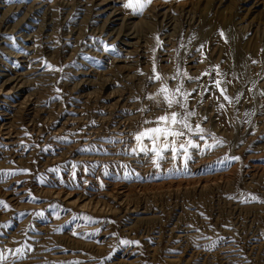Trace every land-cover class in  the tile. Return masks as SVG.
<instances>
[{"label": "rangeland", "instance_id": "1", "mask_svg": "<svg viewBox=\"0 0 264 264\" xmlns=\"http://www.w3.org/2000/svg\"><path fill=\"white\" fill-rule=\"evenodd\" d=\"M129 2L135 8L126 7ZM1 3L22 11L12 10L8 26L0 12V75L3 81L7 75L25 76L24 91L38 96L40 89L43 97L18 122L17 158L0 157V173H16L0 182V201L8 206L0 205V253L5 257L0 264H264V127L255 121L264 111V0H151L142 11L137 0ZM153 6L161 13L190 12V18L180 17L178 46L183 54L201 56L199 65L207 64L201 76L186 81L176 67L167 81L163 78L162 65L169 64L162 61L161 40L171 29L161 27V19L156 30L142 28L144 21L155 19ZM29 10L35 16L30 32L13 31ZM123 18L124 34L136 30L149 43L141 62L127 61V52L107 41ZM245 26L256 29L244 34ZM19 35L37 39L36 49L26 51ZM254 68L258 73L252 74ZM165 85L170 92L182 86L189 94L186 108H168L158 95ZM189 85L194 86L191 93ZM177 98L183 103L182 96ZM204 107L207 115L201 118ZM172 112L179 117L195 113L187 120L193 131L178 124L185 135L174 145L169 138L167 150L158 141L162 159L148 139L142 141L147 152L139 151L135 135ZM198 117L211 120L212 128L197 134V126L202 128ZM213 136L223 144L209 148L216 144ZM188 139L200 147L187 145ZM181 144L188 147L186 163ZM214 183L212 199L205 193L189 195L192 188ZM117 192L138 201V212L116 202L111 195ZM89 203L106 210H90Z\"/></svg>", "mask_w": 264, "mask_h": 264}, {"label": "bare ground", "instance_id": "2", "mask_svg": "<svg viewBox=\"0 0 264 264\" xmlns=\"http://www.w3.org/2000/svg\"><path fill=\"white\" fill-rule=\"evenodd\" d=\"M2 4V3H1ZM5 4V3H3ZM2 4V5H3ZM181 8V7H180ZM183 8V7H182ZM31 9V8H30ZM0 10H3V11H0L2 13H4V16H3V23L5 21L8 22L6 23L7 25L5 26H8L10 24V22H12L11 19H8L6 20L7 16L12 13L13 11L12 10H17V13L19 12L21 14V7H17L15 9H13V7H9V6H0ZM37 10V9H36ZM158 8L154 7L152 8V13H154L156 11V14L154 15L155 19L152 20L146 18L149 20V21H144L145 25L143 24L142 28L145 30V29H148V30H156L157 27H158V19H161V27L165 25H168V32H170V34L166 35L165 37L162 38L161 41H163V53H162V61L163 63H168L169 65H162V68L164 69L165 73V80L166 79H169V73L171 71L174 72V70L176 69V67L178 68H182V70L184 71V77H185V80H194V77L199 75L201 76L202 75V69L205 68V66L207 67V64L206 65H202V67L199 65L200 63H202V60L200 59L201 56L197 53H188V54H183L182 51L180 50L179 46H178V39H179V34L181 32L180 29V26H181V21L179 22L180 20V17L181 16H188L190 18V12L189 11H186L185 9L184 10H181L182 12L180 13V15L175 12H170V11H166V12H163L161 13V11L159 10ZM24 11V10H23ZM179 11V9H178ZM149 12V11H148ZM151 13V14H152ZM40 13H37L36 16H39ZM2 15V14H1ZM30 10L29 11H26V14H24V17L21 19V21L15 25L13 27V31H15L16 29V32H30V30L28 29V26L31 27V25H29V23L31 24V21L35 18V16L32 17V15H30ZM17 16V15H15ZM149 16H151L149 14ZM1 18V17H0ZM152 18V17H151ZM128 19H132L131 17L128 16ZM145 19V18H144ZM143 19V20H144ZM42 21L45 22L44 19H41ZM156 20V21H155ZM195 20L194 17L191 18V22L190 24ZM125 21H127L126 18H123V24L121 25L120 27V30L118 32H113L111 34H108L106 35L107 36V41H111L112 44L116 45L118 44L117 48H123V51L125 50V52H127V55H129V58L126 59L127 61L130 60V58H132L133 62L136 61V62H139L141 60V55L144 53L143 51L145 49H147V45L149 44L148 41H141L142 38H139V35L138 33H136L133 28H131L132 32L131 34L129 35H126L124 34V29L126 28V24H125ZM23 22V23H22ZM2 23V24H3ZM22 23V24H21ZM47 23V21H46ZM106 23V21H105ZM143 23V22H142ZM21 24V25H20ZM177 24H179V26H177ZM3 27V26H2ZM47 28V27H45ZM104 29H102V31L104 32V34L107 33V29H105V26L103 27ZM12 29V28H11ZM28 29V30H27ZM256 28L254 27H249V26H245V27H242L241 28V31L246 34L250 31H254ZM7 30V29H6ZM130 30V31H131ZM37 32V31H36ZM110 32V31H109ZM6 33V32H5ZM10 33V32H9ZM102 33V32H101ZM147 33V32H146ZM32 34V32H31ZM34 34V32H33ZM135 34V36H133ZM140 34V33H139ZM143 35H144V32H143ZM142 35V36H143ZM20 36V35H19ZM24 36V35H23ZM23 36H20L21 38V41L23 42L24 44V47L26 49V51H29L32 47H34V42L37 40L35 39L34 41L32 40H28V39H23ZM26 37V36H25ZM13 38V37H12ZM28 38V37H27ZM3 39V38H2ZM1 39V40H2ZM34 39V38H33ZM144 39V38H143ZM264 40V39H263ZM14 41V40H13ZM18 42V41H17ZM39 42V41H38ZM123 45V46H122ZM196 45V44H195ZM128 49L126 51V49ZM186 48V47H185ZM33 49V48H32ZM36 49V48H35ZM33 49V50H35ZM144 49V50H143ZM4 48H1L0 51H3ZM32 50V51H33ZM26 54L29 55V53L27 52ZM35 54V53H34ZM17 55V54H16ZM25 55L27 60L29 58V56L31 55ZM19 56V55H18ZM33 56V55H32ZM20 57V56H19ZM22 57V56H21ZM31 59V58H30ZM145 60V59H144ZM182 60H184V65H182ZM31 62V60H29ZM34 61V60H33ZM29 62V64H30ZM141 62V61H140ZM4 63V62H3ZM125 63V62H124ZM216 65L217 64H220V60L219 58L216 60ZM27 64V65H29ZM2 65V64H1ZM0 65V66H1ZM127 65H129V63H127ZM31 66V65H30ZM29 66V67H30ZM123 67V66H121ZM124 68V67H123ZM252 70V74H256L258 73L257 72V69H251ZM172 72V73H173ZM251 72V71H250ZM186 73V75H185ZM13 74V73H12ZM8 78L3 81V78L2 76L0 75V81L2 82V85L0 86V157L3 156V157H11L12 155H16L17 153V148L16 150H14V147H19L20 146V142H21V128L19 125H18V122L22 120V116H25L26 115V112L25 111H30L32 110L33 107H38L40 104L38 103V96L39 95H42L43 92L40 91L39 89V95L36 96L35 93L32 94V93H27L24 91V88H25V85L27 84L26 81H24V77L23 76H19L18 74H15V76L11 77L12 75H7ZM256 76V75H255ZM20 77V78H19ZM189 77H191V79H189ZM167 81V80H166ZM189 84V83H188ZM7 85H12V86H7ZM194 89V86L193 85H189L187 86V91L189 93H191V91ZM42 90V89H41ZM17 93V94H15ZM25 93V94H24ZM45 93V92H44ZM46 94V93H45ZM12 95V96H11ZM48 95V94H47ZM116 95V94H115ZM93 96V95H92ZM100 96V95H99ZM17 97V99H16ZM43 97V95H42ZM48 97V96H47ZM91 97V96H90ZM90 97L86 100H90ZM18 98H20L18 100ZM95 98V97H94ZM113 99V98H112ZM36 100V101H35ZM121 101V99H120ZM118 101V102H120ZM14 102H16L17 104H14ZM42 103V102H41ZM151 103V102H150ZM158 103V102H157ZM120 105V104H119ZM164 105V104H163ZM43 106V105H42ZM91 107V106H90ZM113 108L115 109L114 105L112 107V110ZM85 109V108H84ZM176 109V108H175ZM174 109V110H175ZM164 113L167 111V109H163ZM172 110V109H171ZM173 110V111H174ZM42 111V110H40ZM36 112V110H35ZM34 112V113H35ZM162 112V113H163ZM38 113V112H37ZM36 113V114H37ZM160 113V114H162ZM173 113V112H172ZM178 113V112H176ZM171 114V113H170ZM169 114V115H170ZM201 118H203L205 115H207V111H206V107L202 108L201 109ZM29 115V114H28ZM26 117V116H25ZM200 117V116H199ZM198 117V118H199ZM27 118V117H26ZM201 118H199V121L198 123H200V126L202 128H204L206 131L210 130V128H212V124H211V120H207L206 122H204ZM25 119V118H24ZM178 119H179V115H178ZM137 120V119H136ZM255 121L257 123L258 126H260V128L263 129L264 127V111L263 112H260V113H257V116L255 118ZM110 122V121H109ZM121 122V121H120ZM237 122V121H236ZM127 123V122H126ZM138 123V122H137ZM24 124V122H23ZM27 124V123H26ZM119 124V123H118ZM136 124V123H135ZM238 124V123H237ZM153 125H149L146 127L147 128H151ZM240 125H238V130L239 129H242L241 127H239ZM32 127V126H31ZM176 127L180 129L179 125L177 124ZM33 128V127H32ZM38 129V127H36ZM145 128V127H144ZM29 130V128H28ZM119 129H117L118 131ZM36 131V130H35ZM38 131V130H37ZM35 133V132H34ZM244 133V132H243ZM233 135V134H232ZM24 136V135H23ZM91 137V136H90ZM234 137V136H232ZM230 137V138H232ZM236 139V137L234 138ZM79 143H80V140H79ZM78 143V144H79ZM205 143V142H204ZM80 145V144H79ZM110 145V144H109ZM70 150V149H68ZM25 151V150H24ZM19 154V153H18ZM33 154V153H32ZM21 155V154H20ZM215 155V154H214ZM19 156V155H18ZM23 157V156H22ZM31 157V156H30ZM16 158H17V155H16ZM19 158V157H18ZM8 159V158H7ZM32 159V158H31ZM105 159V158H104ZM11 160V159H10ZM19 160V159H18ZM21 160V159H20ZM27 160H30V159H27ZM23 163H24V160H22ZM19 162V161H18ZM27 162V161H26ZM5 163V162H4ZM1 166V165H0ZM5 167V166H4ZM258 173H254L252 176H256ZM251 176V177H252ZM250 178V177H249ZM224 181V180H223ZM239 181V180H238ZM228 181H226V184ZM235 182V181H234ZM247 182V181H246ZM223 183V182H222ZM221 183V184H222ZM230 183V182H229ZM220 184V185H221ZM225 185V183H224ZM201 186V185H200ZM227 186V185H226ZM194 187H196L194 185ZM199 187V185H198ZM223 187V185L221 186ZM190 188V187H189ZM192 188V187H191ZM202 188V190H201ZM201 188H192V192H189V195L191 196H195L196 194L198 195H203L205 193V199L207 197V199H212L214 198L216 192H217V183H214V184H211V185H204L203 187ZM188 189V187H187ZM196 189H197V192H196ZM225 189V188H224ZM186 190V189H185ZM221 190V189H220ZM219 190V191H220ZM223 190V189H222ZM1 191V190H0ZM116 191V190H115ZM174 192V191H173ZM185 193V192H184ZM188 193V192H187ZM221 193V192H220ZM58 196L60 195L57 194ZM188 195V196H189ZM127 196V193H123V192H117L115 193L113 196L111 195L112 198H114L116 200V202H120L121 205H124L126 207V210L128 211H132V213L134 212H138V201L137 203H133V201H130V200H125L124 197ZM165 196V195H164ZM187 196V197H188ZM161 197V196H160ZM166 197V196H165ZM200 197V196H199ZM203 197V196H201ZM221 197V196H220ZM100 198V197H97V199ZM126 199L128 197H125ZM218 198V197H217ZM172 199V198H171ZM203 199V198H202ZM101 200V199H100ZM196 200V199H195ZM201 200V198H200ZM215 200V199H213ZM104 201V200H103ZM135 201V199H134ZM141 201V200H140ZM159 201V200H158ZM162 201V200H161ZM203 201V200H202ZM166 202V201H165ZM205 202V201H203ZM178 203V202H177ZM136 204V205H135ZM156 204V203H154ZM183 204V203H182ZM89 208L90 210H94L96 212H103L106 210V208L104 206H101V205H94V204H91L89 203ZM88 205L84 204L82 207H88ZM114 205V204H113ZM189 205V204H188ZM108 208V207H107ZM175 208V207H174ZM185 208V207H184ZM109 209V208H108ZM89 210V209H88ZM114 210V209H113ZM186 210V209H185ZM109 211V210H107ZM161 214V213H160ZM212 214V213H211ZM212 220V219H211ZM236 221V220H235ZM240 221V220H239ZM144 222V221H143ZM146 231V230H145ZM131 232V231H130ZM148 232V231H147ZM146 232V233H147ZM256 232V231H255ZM18 232H16L17 234ZM239 233V232H238ZM12 234V233H11ZM21 235V234H20ZM241 235V234H240ZM247 235V234H246ZM181 236V235H180ZM245 236V235H244ZM19 237V236H18ZM262 239V238H261ZM11 240V239H10ZM32 241V240H31ZM262 241V240H261ZM66 242V241H65ZM9 244L11 245H14V243L11 241V242H8ZM24 243V242H23ZM46 243V242H45ZM27 244V243H26ZM249 244V243H248ZM262 244V243H260ZM264 245V244H263ZM48 246V245H47ZM66 247V246H65ZM89 247V246H88ZM260 248V247H259ZM262 248V247H261ZM261 248L258 250V252H260V254L263 252H261ZM264 248V247H263ZM258 249V248H257ZM256 249V250H257ZM44 251V250H43ZM186 251V250H185ZM10 253V252H9ZM98 253V252H97ZM204 253V252H203ZM186 254V253H185ZM259 254V253H257ZM33 255V254H32ZM44 255L50 257L51 254H48V253H45ZM45 256H43L44 258ZM229 257V256H228ZM38 261V260H37ZM214 261V260H213ZM234 261V260H233ZM42 263V262H41ZM168 263V262H167ZM107 264V263H106ZM232 264V263H231Z\"/></svg>", "mask_w": 264, "mask_h": 264}, {"label": "snow or ice", "instance_id": "3", "mask_svg": "<svg viewBox=\"0 0 264 264\" xmlns=\"http://www.w3.org/2000/svg\"><path fill=\"white\" fill-rule=\"evenodd\" d=\"M137 2L139 3V8L142 11L145 4L146 3H151V0H143V2H140V0H137ZM126 7L129 8H135V5L132 2H129ZM221 35H223V33H221ZM253 63H255V61H253ZM50 67V66H49ZM57 71H60V69H56ZM207 74V73H205ZM186 75V73H185ZM156 80H160L161 77L159 76V74H157L154 77ZM189 79H191V77H189ZM220 81L217 80L216 81V85L217 87H219L220 85ZM225 89H221V94L224 95L225 93ZM162 94L163 96V100L165 101V103L167 104L168 108L173 107V105H180L181 107H187V99H188V93L186 92H182V86L181 87H177L175 89L174 92H170V90L167 88V86H163L160 89V92L158 93V95ZM178 96H182L183 97V103L181 102V99L177 98ZM152 99H154V97H150ZM224 99L228 100L229 102H231L230 98L227 95H224ZM221 107H223V105H221ZM178 113L173 112L170 115H163L160 116L157 121H155L156 126L146 129L138 134L135 135V140L137 141V147L139 148V151L141 152H147V149L143 146L142 141L144 139H148L151 141L153 147L151 148V151L156 155V157L162 159V153L161 150H159L157 148V142L163 140L164 144H163V148L164 150H167L169 145L167 143L169 138H173V145L175 143V138L181 137L185 135L184 131L179 130L176 125L180 124L182 125L183 129H187L188 132H192L193 129L191 127V125L187 122L188 117L195 115V113L193 112H187L184 116H180L178 119ZM147 123H152V122H147ZM204 129L200 128L199 126H197L196 128V133L197 134H201L203 133ZM201 139H204V137L201 135L200 136ZM213 139L216 140L215 136H213ZM223 141L220 140H216V144L213 145H209V148H214L216 145H222ZM187 145L193 147V148H199L200 146L196 143H194L191 139L187 140ZM181 148L183 149L184 152V160L185 163L187 162L188 159H190V156L187 155L188 153V147H185L183 144H181ZM172 152L174 153V158H175V153L177 152V149L175 148V146L172 147ZM134 153L136 152V149L132 150ZM234 159H239L238 157L234 158ZM157 167H159V164L157 162ZM26 171V170H25ZM55 171V170H53ZM16 173H12V172H6V173H0V182H3V177L5 176H12L15 175ZM0 205H2L3 207H8L7 204L3 201H0ZM88 219V218H86ZM124 243H128V241H124ZM17 252L22 253L23 249H17ZM3 259H5L4 255L2 253H0V261H2Z\"/></svg>", "mask_w": 264, "mask_h": 264}]
</instances>
